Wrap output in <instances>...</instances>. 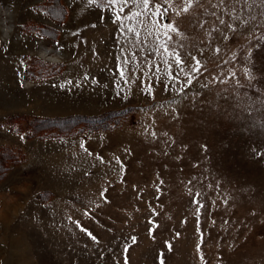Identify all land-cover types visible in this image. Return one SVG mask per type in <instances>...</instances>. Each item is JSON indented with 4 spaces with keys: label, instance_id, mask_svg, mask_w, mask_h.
I'll use <instances>...</instances> for the list:
<instances>
[{
    "label": "rangeland",
    "instance_id": "obj_1",
    "mask_svg": "<svg viewBox=\"0 0 264 264\" xmlns=\"http://www.w3.org/2000/svg\"><path fill=\"white\" fill-rule=\"evenodd\" d=\"M158 2L153 43L133 48L115 9L0 0V147L13 162L0 164V264H158L161 252L165 264H264V6ZM168 23L190 86L168 78L163 50L149 55ZM119 111L109 130L82 131L80 118Z\"/></svg>",
    "mask_w": 264,
    "mask_h": 264
},
{
    "label": "snow or ice",
    "instance_id": "obj_2",
    "mask_svg": "<svg viewBox=\"0 0 264 264\" xmlns=\"http://www.w3.org/2000/svg\"><path fill=\"white\" fill-rule=\"evenodd\" d=\"M88 4L91 6L97 7L101 12H104L106 9H115V12L112 13V22L114 24L119 25L118 31L121 29L123 31H126L128 33L133 34L136 39L134 41H129V43L132 44L133 48H139L141 43H153L152 40L149 38L152 36L151 27H154L155 24L161 23L163 21V18L168 13V9L164 8L163 11H161L162 4L158 2V0H87ZM197 2V0H185L186 6L182 8L183 13H187L190 8L192 7L193 3ZM236 3H240L241 0H234ZM164 3H172V0H164ZM243 3L248 4L249 7H251L252 3H255V0H243ZM220 4H224V0H220ZM261 6H264V0H260ZM153 6V7H150ZM129 9V11L126 13L125 9ZM181 14L180 11L176 13L177 16ZM150 16H159L160 21H156L153 23V25L150 27L148 23V18ZM141 17H144V19H141ZM103 19V16L101 17ZM252 19H255L252 17ZM135 22V23H133ZM220 23L223 24L224 21L221 19ZM137 25H142L144 28V31L146 33L144 37V41L140 40L141 32L138 30ZM163 35L166 37L163 41H156L155 43L158 45L157 48H154L150 51L149 55H153L156 51L163 50L164 53L167 54L168 59H164L162 57L160 63L165 64L168 66L169 73L168 78L173 80L174 82L179 78L180 73H184V61L183 57L180 54V52L177 50V47L172 43V36L169 35V33H175L178 31V27L175 23H168L163 24ZM95 27V25H93ZM231 27V26H230ZM123 31H121V34H123ZM194 61V65L191 68V71L193 74H199L201 71V62L196 58L192 57ZM119 60V57H118ZM154 62V61H153ZM128 61L124 62V65H127ZM175 64V66L179 69L178 72L175 73V75L172 74V64ZM124 65L117 64V71L120 73V78L124 79L127 75V69ZM157 71H159V67L157 66ZM249 77H251V71L246 70ZM186 76V86H190L193 83V77L189 76L187 73H184ZM235 75V74H233ZM87 77H85L86 79ZM127 82V81H125ZM73 82L71 80H68L65 82L67 85H71ZM93 83L95 81L93 80ZM65 85H61V87H64ZM77 87L80 85L77 84ZM168 85H165V88L167 90ZM83 147V145H81ZM103 196L104 194L101 193ZM199 193H196V196H199ZM193 203H199L195 198L193 199ZM200 207H203V205H200ZM197 212L199 213V208L197 209ZM88 213L86 212L85 215ZM150 224H153V227L149 228V235H151L156 228L159 227V225L154 224L153 221H149ZM78 227H80L79 224H77ZM82 231H87L86 229L81 228ZM199 231V228H198ZM88 235L95 240L94 236H91V233H88ZM179 234L177 233V236ZM133 242L135 243V237H133ZM165 246L168 248L169 251L172 250V245L170 242L165 241ZM128 246L124 249V252L127 253L129 250ZM197 251H200V245H197ZM164 253L161 252L158 256V264H165L164 261ZM203 259V258H201ZM124 264H129L127 256H125Z\"/></svg>",
    "mask_w": 264,
    "mask_h": 264
},
{
    "label": "trees",
    "instance_id": "obj_3",
    "mask_svg": "<svg viewBox=\"0 0 264 264\" xmlns=\"http://www.w3.org/2000/svg\"><path fill=\"white\" fill-rule=\"evenodd\" d=\"M123 112L119 111V112H108V113H104L98 116H92V117H84V118H80V120L82 119V123H84L86 125V127L82 130V131H88L90 133L92 132H96V131H102V130H109V126L111 124L110 122V117H117V118H121L122 117ZM38 121V120H35ZM41 123L46 124V123H50L52 124L53 122L48 120V118H41ZM56 124H60V125H67L70 124L72 122L71 119H66L64 121L62 120H55L54 121ZM32 124V122L30 123ZM117 124V123H116ZM114 124V125H116ZM113 125V126H114ZM51 132H57L55 130V128H53V130ZM12 153V150L8 149V147H0V164H5L7 165V163H13L12 162V156H10V154ZM18 154V151H17Z\"/></svg>",
    "mask_w": 264,
    "mask_h": 264
},
{
    "label": "bare ground",
    "instance_id": "obj_4",
    "mask_svg": "<svg viewBox=\"0 0 264 264\" xmlns=\"http://www.w3.org/2000/svg\"><path fill=\"white\" fill-rule=\"evenodd\" d=\"M2 28L4 30V33L7 34L6 30H8L9 27L7 25H4ZM42 53H43L44 56H47L49 60L57 61V55L54 53L53 50H51L49 48H44Z\"/></svg>",
    "mask_w": 264,
    "mask_h": 264
}]
</instances>
